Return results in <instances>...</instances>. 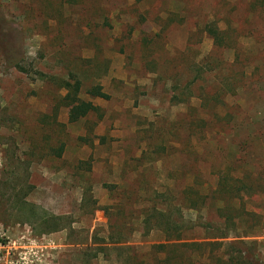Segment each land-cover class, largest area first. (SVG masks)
<instances>
[{
	"label": "rangeland",
	"instance_id": "374dc122",
	"mask_svg": "<svg viewBox=\"0 0 264 264\" xmlns=\"http://www.w3.org/2000/svg\"><path fill=\"white\" fill-rule=\"evenodd\" d=\"M76 82L102 119L70 122ZM97 85L110 100L88 94ZM222 169L261 186L243 195L260 235L239 248L264 264V0H0V264H67L108 211L130 221L117 196L132 206ZM25 201L64 229L33 223Z\"/></svg>",
	"mask_w": 264,
	"mask_h": 264
},
{
	"label": "trees",
	"instance_id": "16d2710c",
	"mask_svg": "<svg viewBox=\"0 0 264 264\" xmlns=\"http://www.w3.org/2000/svg\"><path fill=\"white\" fill-rule=\"evenodd\" d=\"M206 30L216 45H227L217 26L208 24ZM16 67L23 70L19 65ZM81 88L80 82L65 83L64 89L68 92L62 101L70 108V122H78L92 114H99L102 119L100 107L80 98ZM186 90L185 87L182 92ZM88 94L103 100L111 98L101 85L91 88ZM64 148L62 144L54 149L57 158L62 157ZM197 155L202 157L200 152ZM239 170L233 175L220 170L215 184L209 181L175 184L166 185L164 189L157 185L151 189L150 197L135 200L132 206L126 205L120 196L114 197L118 203L112 208H116L118 217L128 215L130 221H119L108 211L107 229H95L87 241L81 243L82 248L65 252L67 264H245L239 245L246 238L260 235L262 217L245 210L243 195L262 191L260 184L245 182L250 175L248 170ZM203 172L204 169L197 168L194 176L204 179ZM25 206L32 222L43 226L46 232L64 229L60 217L46 212L37 214L35 206L26 201L24 210ZM125 207L130 208L126 210ZM187 213L193 215L187 217ZM137 233L142 241L134 242ZM153 234H158L159 239L149 244Z\"/></svg>",
	"mask_w": 264,
	"mask_h": 264
}]
</instances>
